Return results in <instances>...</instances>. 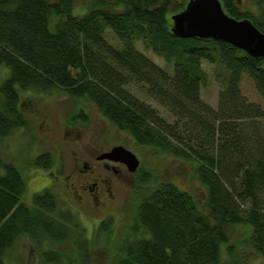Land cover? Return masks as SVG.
<instances>
[{
    "label": "trees",
    "instance_id": "1",
    "mask_svg": "<svg viewBox=\"0 0 264 264\" xmlns=\"http://www.w3.org/2000/svg\"><path fill=\"white\" fill-rule=\"evenodd\" d=\"M187 1L0 0V65L8 70L0 83V140L25 125L20 91L58 90L93 104L137 145L196 166L201 203L170 182L148 185L111 264H220L232 227H246V245L264 256V58L224 41L176 37L171 18ZM220 2L264 33V0H253L255 13L237 0ZM209 75L222 83L216 108L200 97ZM244 75L262 105L241 94ZM76 115L86 121L82 111ZM52 160L45 152L31 164L49 168ZM25 191L19 167L0 159V264L21 237L39 246L46 264H68L52 248L59 242L81 236L92 246L54 192H35L28 204ZM97 226L113 230L108 220Z\"/></svg>",
    "mask_w": 264,
    "mask_h": 264
},
{
    "label": "rangeland",
    "instance_id": "2",
    "mask_svg": "<svg viewBox=\"0 0 264 264\" xmlns=\"http://www.w3.org/2000/svg\"><path fill=\"white\" fill-rule=\"evenodd\" d=\"M237 2L241 10L256 12L253 0ZM82 10L83 7L77 4L75 12ZM136 47L159 66L167 68L162 58L145 51L141 43ZM7 73L8 70L0 65V83ZM221 87L220 79L209 75L207 83L201 88V99L216 108ZM240 89L248 102L262 105V99L249 77L243 76ZM18 108L25 125L12 130L0 140V159L19 167L26 181V191L22 197L24 202L31 204L35 192L49 188L56 194L61 209H69L77 215L92 246L85 248L82 245L84 237L81 236L73 243L52 244L54 250L66 255L62 258L68 264L113 263L120 244L132 232L131 224L137 206L141 198L148 194V185L170 182L193 195L199 203L204 197V187L196 176L194 163L169 155H156L151 149L137 145L128 133L116 129L93 104L85 100H71L58 90L51 93L20 91ZM80 111L86 116L85 122L77 120L76 114ZM97 143L104 147L123 146L136 155L140 165L138 171L133 173L126 170L123 184L114 188L113 200L103 208L73 201L66 187L68 180L77 181L80 174L76 168L93 152ZM45 152L52 157V165L49 168L33 166V159ZM104 220L113 224L111 232L99 231L97 225ZM247 237L246 227L230 228L229 241L221 247L220 264H264V256L254 253L246 245ZM47 244L51 242L47 241L44 247ZM40 251L39 246L37 248L29 238L21 237L11 250L7 264H46Z\"/></svg>",
    "mask_w": 264,
    "mask_h": 264
},
{
    "label": "water",
    "instance_id": "3",
    "mask_svg": "<svg viewBox=\"0 0 264 264\" xmlns=\"http://www.w3.org/2000/svg\"><path fill=\"white\" fill-rule=\"evenodd\" d=\"M171 30L176 37L214 39L227 42L256 58H264V33L248 19H234L220 0H188L183 11L172 16ZM123 162L133 173L139 167L134 153L115 146L101 156Z\"/></svg>",
    "mask_w": 264,
    "mask_h": 264
},
{
    "label": "flooded vegetation",
    "instance_id": "4",
    "mask_svg": "<svg viewBox=\"0 0 264 264\" xmlns=\"http://www.w3.org/2000/svg\"><path fill=\"white\" fill-rule=\"evenodd\" d=\"M62 133L67 132L62 131ZM95 146L93 152L88 154L76 168L77 173L80 174L77 181L68 180L69 184L66 187L73 201L103 208L113 200L114 188L123 184V178L128 169L121 161L101 158L115 146L104 147L98 143Z\"/></svg>",
    "mask_w": 264,
    "mask_h": 264
}]
</instances>
